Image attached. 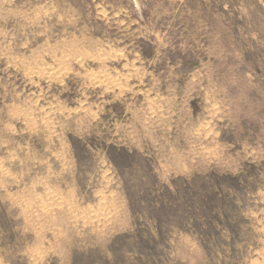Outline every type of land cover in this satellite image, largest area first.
Returning a JSON list of instances; mask_svg holds the SVG:
<instances>
[{
	"label": "rangeland",
	"instance_id": "rangeland-1",
	"mask_svg": "<svg viewBox=\"0 0 264 264\" xmlns=\"http://www.w3.org/2000/svg\"><path fill=\"white\" fill-rule=\"evenodd\" d=\"M0 264H264V0H0Z\"/></svg>",
	"mask_w": 264,
	"mask_h": 264
}]
</instances>
